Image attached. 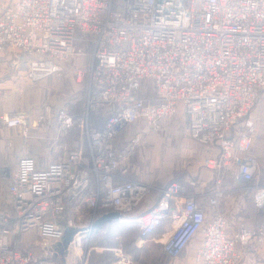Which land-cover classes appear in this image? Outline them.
Returning <instances> with one entry per match:
<instances>
[{
    "label": "built area",
    "instance_id": "2783aa9c",
    "mask_svg": "<svg viewBox=\"0 0 264 264\" xmlns=\"http://www.w3.org/2000/svg\"><path fill=\"white\" fill-rule=\"evenodd\" d=\"M76 43L88 53L75 54ZM0 55L9 58L8 72L32 83L63 74L73 56L87 60L72 70L85 82L81 112H57L60 133L82 126L84 146L65 149L43 169L23 155L8 180L0 169L13 208L11 216L0 213V264H56L66 229L78 230L68 251L85 264L81 244L110 212L142 239L165 235L167 224V237L156 243L172 260L197 238L196 264H239L252 253L255 232L243 222L230 232L218 206L230 175L264 210L251 117L259 111L264 120V0H14L0 4ZM178 108L185 136L214 151L201 164L211 174L206 208L177 181L159 187L119 173L140 140L134 134L118 149L119 132L137 124L157 130ZM100 115L104 124L93 129ZM0 123L21 137L30 132L23 114L5 113ZM84 210L97 215L83 218ZM32 232L36 238L24 242ZM112 264L133 263L118 249Z\"/></svg>",
    "mask_w": 264,
    "mask_h": 264
},
{
    "label": "crops",
    "instance_id": "0c3cea01",
    "mask_svg": "<svg viewBox=\"0 0 264 264\" xmlns=\"http://www.w3.org/2000/svg\"><path fill=\"white\" fill-rule=\"evenodd\" d=\"M11 1L14 0H0V4H6ZM8 60V57L0 55V116L5 113L10 115L23 114L28 120L30 119L33 123V128H31L30 137L26 142L33 147L31 149H35L37 145L42 146L40 141L45 140V138L50 140V146L46 145L43 150L44 154H40L39 158L35 160L38 168L43 169L49 163L62 157L65 148L69 149L70 147L64 141L68 138L66 135L70 134L74 129L60 133L57 112L62 109H66L76 115L81 112L85 82L80 84L76 81H71V69L67 65L62 75L51 76L46 80L32 83L25 79L21 73L16 75L18 78L8 73L6 70ZM251 117L255 118L252 152L259 163V171L255 181L264 185V120L261 119L259 111L252 113ZM185 128V117L182 109L178 108L175 117L169 122L163 123L157 129L162 134V139L174 141L177 146L173 143V145H169L166 148H158L159 155H153L152 150H149L146 159H143V154L132 158V154L131 158L129 157L130 159L128 158L122 164L119 173L124 177L148 184H156L159 187H164L171 181H177L188 192L198 196L200 204L206 208L202 193L209 187L211 174L201 164L203 158L209 153L211 155L214 151L212 148L200 146L187 138L184 134ZM8 143L11 145L7 148ZM71 145L79 148L83 147L84 143L79 144L78 136ZM76 148L74 147V149ZM22 149L23 140L19 135V130L4 128L0 123V155L3 156L1 161L11 159L13 156L18 159L24 155L23 151L25 150ZM31 157L33 156L31 155ZM230 179V175L225 177L224 189L226 192L219 201L218 209L226 217L230 232H234L237 224L243 222L255 232L256 236L250 244L252 253L245 254L239 264H264V210L256 209L251 202L249 194L242 189L239 183H235L232 180L230 182ZM2 188L0 190V202L4 197L7 198L8 196L6 183H4ZM113 224L115 223L104 225L100 230L93 232L91 238L98 240L101 236L107 234L109 229L114 230L120 227ZM166 225L163 224L160 227V231L163 234L166 232V234L154 237L157 242L162 243L167 237L169 227ZM122 226L128 227L127 224H121ZM133 228L137 229L134 226ZM35 238L36 236L33 232L22 236L23 241L27 243ZM154 238L153 240H155ZM198 243L199 238L195 239L185 249L182 264H196L194 252ZM97 249L100 253L108 250ZM61 264H81V260L76 253L68 251ZM85 264H88L87 260Z\"/></svg>",
    "mask_w": 264,
    "mask_h": 264
},
{
    "label": "rangeland",
    "instance_id": "374dc122",
    "mask_svg": "<svg viewBox=\"0 0 264 264\" xmlns=\"http://www.w3.org/2000/svg\"><path fill=\"white\" fill-rule=\"evenodd\" d=\"M74 46H75L74 47L75 54H78L80 51H83L84 53H88V51H89V46H87V45H83L81 43H76ZM86 61L83 60V58H80V56H73V59L67 64L70 67V69L73 65V67L71 69V75H72L71 81H76L75 75L72 73L73 68L76 67L74 65H80ZM6 70H7V67H6ZM7 72H8V70H7ZM8 73H10V72H8ZM10 74H12L16 78H18V76H16L15 74H13V73H10ZM14 81H16V80H14ZM26 120L29 121V127L31 130V128H33V123L30 121V119L28 120L26 118ZM104 121H105L104 115H103V117H102V115H100V116L96 117L95 119H92V121H91L92 128L93 129H100L103 126ZM169 121H170V119L165 121L164 124L166 122H169ZM242 123H243V121L239 120L237 122V124L235 125L233 131L238 130L239 129L238 127H241L240 125ZM7 129H10V128H7ZM72 129H74V130L70 134L69 133H68V135H66L67 133L64 134L68 137L64 142L68 144L67 146H70L69 149L65 148L66 150H73L74 147L75 148L77 147V146L73 147L71 144L73 143V141H75L78 138V136H79V144L84 143V134H83L82 126L76 123L73 125V127L70 130H72ZM44 131H45V129H44ZM233 131L231 130V132H233ZM67 132H68V130H67ZM134 134H139L140 140H139V144L137 145L136 151L131 156L132 158L136 157V156L139 157L143 154V159H146V156H148L149 150L150 151L152 150L153 155H155V154L159 155L158 148H161V147L166 148L167 146L173 145V143H175L174 141H171V140L165 141L164 138L162 139V136H161L162 134H160L159 131L149 130V129L143 127L142 125L137 124V125H133L131 127H128L126 129H123L119 132V134L115 138V147L118 149H123L124 147H126V145L128 144L130 136H132ZM29 137H30V132L28 133V135L26 137H21L23 140V149L25 150V151H23V154L29 155V156L32 155L33 158H35V160H36L39 158L40 154H44L43 153L44 147L46 145L50 146L49 145L50 140L48 138H45V140L40 141V144H42V146L37 145L35 149H31L33 147L30 146L28 144V142H26ZM9 145H11V144L8 143L7 148L9 147ZM175 145L177 146V143H175ZM151 157L153 158L152 154H151ZM1 159H3L2 155H0V162H1L0 163V169L2 170V173H4L3 177L6 180H8V178H10L11 175L15 171L18 159L16 158V156H15V158L13 156L11 159L4 160L3 162L1 161ZM6 180L1 181L0 190L3 187ZM230 182H231V179H230ZM2 200L0 202V203H2L0 206V213L6 212V214L11 216L13 213V208H10L11 205L7 204L9 201V196H7V198L4 197ZM145 204H146L145 202L141 203V205L136 208V212L139 209H143V208L145 209V207H146ZM91 215H97V212H95L93 214L92 211H90V210H84L82 213L83 218H88ZM114 230L110 229L111 232L109 231L104 236H101V238L98 240H93L90 236L88 241L82 242L80 250L82 253L87 254V257H88L87 263L88 264H99V263H101L103 256H104V261L107 264H112L116 260V254H117L118 249H120L124 255L128 256L132 260L133 264H182V260L184 259V256H183L184 252L179 257L180 261H179V258L176 260H172L166 256L164 257V255L161 252V247H160L161 244L159 245L156 243V238H154L155 240H153V239L151 240L148 238L142 239L139 236L138 230L135 228H131V227L129 228V226L128 227L122 226L119 228H115ZM97 248L108 249L107 250L108 252H104L105 250L101 251V253H103V256H101V253L99 252V250ZM72 249L73 250H70V251H73L75 253L76 250L74 248H72ZM57 251H58V249H57ZM57 251L54 250L55 254H54L53 260L55 261L56 264H61L62 258L66 257L67 253L64 256H60L59 252H57ZM56 256H58V258ZM77 257L80 258L81 256H79V254H78ZM73 259H75V258H73Z\"/></svg>",
    "mask_w": 264,
    "mask_h": 264
},
{
    "label": "water",
    "instance_id": "95a60500",
    "mask_svg": "<svg viewBox=\"0 0 264 264\" xmlns=\"http://www.w3.org/2000/svg\"><path fill=\"white\" fill-rule=\"evenodd\" d=\"M118 220L119 214L117 212L106 213L98 217L96 221L91 225L90 229L92 232H95L100 230L104 225L119 222ZM77 233L78 230L75 229L65 230L62 240L55 245L60 256H64L68 252L69 246Z\"/></svg>",
    "mask_w": 264,
    "mask_h": 264
},
{
    "label": "trees",
    "instance_id": "16d2710c",
    "mask_svg": "<svg viewBox=\"0 0 264 264\" xmlns=\"http://www.w3.org/2000/svg\"><path fill=\"white\" fill-rule=\"evenodd\" d=\"M142 91L146 92V94H147L148 96L151 95V90H150V87H149V86H145L144 89H143ZM109 225H110V224H109ZM113 225H118V226L121 227V224L119 225L118 223H115V224H113ZM127 225L129 226V228H130V227L133 228L132 225H129V224H127ZM109 231H110V229H109ZM110 232H111V231H110ZM104 252H108V251L105 250ZM101 256H103V253H101ZM99 264H107V263L104 261V256H103L102 262L99 263Z\"/></svg>",
    "mask_w": 264,
    "mask_h": 264
}]
</instances>
